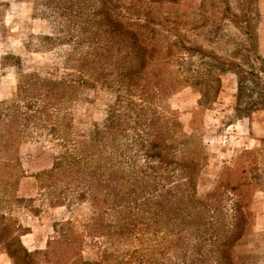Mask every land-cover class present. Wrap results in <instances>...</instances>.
Here are the masks:
<instances>
[{"label": "rangeland", "instance_id": "1", "mask_svg": "<svg viewBox=\"0 0 264 264\" xmlns=\"http://www.w3.org/2000/svg\"><path fill=\"white\" fill-rule=\"evenodd\" d=\"M243 26L248 28V34H244ZM151 38L172 46L168 50L172 54L169 73L185 78L188 83L166 102L167 109L178 112L177 119L184 132L188 110L201 111L194 115L198 129L203 115L217 110L220 77L227 72H235L241 92L235 117L248 116L253 106L260 107V88L264 82V0H0V85L6 90L0 102L18 105L36 102L41 106L45 101L38 96L30 100L26 91L16 95L19 84L32 91L29 76L33 74L55 82L71 79L75 86L72 98L58 108L59 113L53 119V122L68 121L67 132H24V140L10 153L15 160L12 170L20 168L21 180L17 183L1 170L0 218L5 224L0 232L6 231L11 222L16 224L17 233L41 228L48 232V240L54 239L51 249L68 241L60 240L61 235L77 233L78 254L92 263L183 264L170 249L160 250L152 242L140 243L146 240L138 224L142 222L140 217L132 223L138 225L132 237H128V223H117L116 218L122 219L131 204L123 197L112 198L106 177L102 183L91 179L93 156L79 150L82 143L92 138L96 127L105 123L120 96L118 86L111 83L113 76L103 81L86 74V66L91 64L89 58H100L108 48L111 65L103 67L104 72L128 69L126 56H133L138 62L134 68L141 69L140 54L151 55L142 43L147 40L151 44ZM233 64L241 69L232 68ZM159 85L160 82L156 86ZM190 134L200 148L203 166L192 189L195 195L192 214L196 218L197 201L207 198L210 211L205 217L207 220L214 216L218 234L214 245L204 246L203 264H264V213L261 220H254L247 214L249 205L245 203L258 192L251 190L235 196L230 187L223 185V176L222 180L219 177L218 141L209 146L210 138L204 129ZM139 144L140 140L129 133L118 150L124 156L113 157L126 176L141 167L157 165L158 159L148 157ZM143 144L145 150L150 149L149 141ZM4 154L0 151V156ZM65 158L74 178L66 168L58 167L57 163ZM77 161L85 171L84 179L76 173ZM165 162L168 169H173L172 161ZM67 175L70 179H66ZM234 177L230 180L232 184L240 182ZM259 181H263L262 190L264 179ZM95 200L97 203L93 205ZM133 212L137 215L140 209ZM220 212L233 216L232 223L242 215L240 226L246 222L252 226L249 235L242 237L243 243L234 246L233 256L229 255L227 245L242 232L226 236L223 227L220 228ZM98 214L99 227L88 234ZM3 240L0 238V247L8 244ZM188 252L194 255L196 250Z\"/></svg>", "mask_w": 264, "mask_h": 264}, {"label": "trees", "instance_id": "2", "mask_svg": "<svg viewBox=\"0 0 264 264\" xmlns=\"http://www.w3.org/2000/svg\"><path fill=\"white\" fill-rule=\"evenodd\" d=\"M246 26H243L244 34H248ZM144 29L149 33L151 31L145 27ZM153 34L157 36L156 31H153ZM155 39L156 41H153L151 38V44L147 40L142 43L145 50L151 51V55L140 54L142 55L139 58L141 69L134 68L138 62L133 56H126L124 61L128 65V69L118 68L115 72H104L103 67L107 64L111 65L107 55L109 53L108 48L100 58H89L91 64L86 66V74L103 81H109L110 77L113 76L114 80H111V83L118 86L116 90L120 96L116 106L109 111L105 123L101 127H96L92 138L82 143L79 150L82 154L89 153L93 156L95 164L90 174L91 179L94 180L95 178L98 183H102L103 177H106L105 182L110 186L112 198L119 200L123 197L131 204V207L128 206L129 212L123 214L122 219L119 216L116 218L117 223L121 221L128 223L130 229L128 237H132L133 229L140 224L141 232L146 238V240H141V244L152 242L160 250L170 249L176 253L177 259L183 261V264H203L204 246L208 243L214 245L218 234L213 221L214 216L207 218V220L205 217L210 211L207 208V198L197 201L196 218L192 214L195 211L192 204V197L195 195L193 196L192 189L203 168L200 163L201 151L193 135L182 130L177 119L178 112L166 108L168 98L179 92L181 87H185L188 83L185 78L181 76V79L176 78L169 73L167 67L172 54L168 50L172 46L168 42H160V39ZM108 45L109 42H106V46ZM256 59L258 60V58ZM231 67L241 69L236 64ZM227 73L235 74L233 71ZM29 78L32 83V88H30L32 91L29 92L28 89H24L19 84L16 87V95L19 91H26L30 100L38 96L45 101L41 106L36 102H27L25 105H18L15 102H0V151L5 153L0 156V172L3 170L4 175H7L8 178L13 176L17 183L23 174L19 167L12 170L14 167L11 164L15 160L10 158V153L15 152L24 140L25 133L30 130L47 131L53 134L66 133L68 121L55 120L53 122V119L54 115L59 113L58 108L68 103L72 98L75 88L71 79L55 82L35 74ZM159 82L160 85L157 87ZM163 83L165 85H162ZM263 84L262 89L260 88L261 104L260 107L253 106L255 110L264 107ZM197 114L194 113V115ZM194 121L196 122V120ZM129 133L140 140L139 149L141 151L146 152L150 158L158 159V161L156 166L141 167L139 170L133 171L132 175L126 176L121 166H118L119 162L114 161L113 157L121 158L124 156L118 150L120 149V142ZM143 141H149L151 144L149 150H145L146 145L143 144ZM62 160L63 162L57 163L58 167H64L69 172L70 162L67 158ZM174 160L178 164L175 165ZM165 161H172L174 163L173 169H168ZM78 164L79 161L75 162L76 173L81 176V179H84L85 171ZM192 164H196L194 168L189 167ZM63 171L62 169L61 172ZM69 173L74 178V175ZM69 175L66 179H70ZM222 176L225 180L223 185L230 187V191L235 196L240 195L241 192L250 193L251 190H253L252 192H259L261 190L260 183L263 185V181H259L261 179L249 178L241 171L236 173L231 167H225L220 172V180H222ZM231 177L240 182L232 184L230 182ZM76 180L78 179L76 178ZM93 184L94 182H92ZM240 188L242 189L240 190ZM252 199L253 196H249L245 203L249 205L247 214L254 218L251 207ZM95 203H97L96 200L93 205ZM137 209H140V212L136 215L133 210ZM220 216H222L220 228L223 227L226 236L238 231L242 232L239 238L230 239L231 243L227 245L229 255L233 256L234 246L243 243L242 237L249 235L252 226L247 222L240 226V220L244 218L242 215H239V221L236 220L234 223H232L233 216L231 217L226 212L224 214L220 212ZM139 217L142 222L136 225L132 224L138 221ZM99 222L98 214L88 234L95 233L99 227ZM4 224L5 222L0 218V227ZM15 225L11 222L8 231L1 230L0 232V238H4L3 241L8 242L7 245L0 247V254L6 255L11 264H99L83 260L80 257L78 254L79 247H77L80 242V235L71 231L69 234H63L59 237L60 240L68 239L60 246L51 249L49 246L54 242V239L50 238L43 250L28 252L20 243V237L26 235L29 230H20L17 233ZM16 227L19 229V226ZM189 249L196 250V253L190 254ZM188 260L189 262H187Z\"/></svg>", "mask_w": 264, "mask_h": 264}, {"label": "crops", "instance_id": "3", "mask_svg": "<svg viewBox=\"0 0 264 264\" xmlns=\"http://www.w3.org/2000/svg\"><path fill=\"white\" fill-rule=\"evenodd\" d=\"M7 81L8 84L11 83L9 79ZM220 84V98L218 99L220 104H218V108L213 114L203 115L199 129H204L206 135L210 138L208 140L209 146H215L214 142L218 141L220 172L225 167H231L234 171H241L249 178L257 177L263 180L264 107L251 111L248 116L236 118L240 101L238 77L233 73L223 74L220 77ZM3 92L5 93L6 90L0 85V100H2L1 94ZM195 111L198 115L201 112L197 108H191L187 112L189 118L184 124V130L187 133H197L199 130L197 128L198 122L194 121L196 120V116L194 117ZM253 172L255 173L252 174ZM260 194L264 195V189L256 194L251 204L254 220L256 221L261 220L262 213H264V196L261 197ZM31 229L26 235L20 237V243L28 252L43 250L49 237L48 232H43L41 228L39 230ZM0 264H11V262L6 255L1 254Z\"/></svg>", "mask_w": 264, "mask_h": 264}]
</instances>
